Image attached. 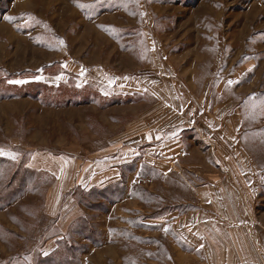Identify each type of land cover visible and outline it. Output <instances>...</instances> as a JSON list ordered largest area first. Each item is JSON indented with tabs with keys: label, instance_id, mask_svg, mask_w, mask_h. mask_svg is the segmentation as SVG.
<instances>
[{
	"label": "rangeland",
	"instance_id": "374dc122",
	"mask_svg": "<svg viewBox=\"0 0 264 264\" xmlns=\"http://www.w3.org/2000/svg\"><path fill=\"white\" fill-rule=\"evenodd\" d=\"M139 112H165L140 153L184 127L211 171L249 176L264 221V0H0V264H177L187 159L116 152ZM107 150L114 181L91 185Z\"/></svg>",
	"mask_w": 264,
	"mask_h": 264
},
{
	"label": "crops",
	"instance_id": "0c3cea01",
	"mask_svg": "<svg viewBox=\"0 0 264 264\" xmlns=\"http://www.w3.org/2000/svg\"><path fill=\"white\" fill-rule=\"evenodd\" d=\"M190 111L189 139L195 136V128L199 132V136L196 132L197 137H201L204 124H200L199 129L201 130L196 127L199 117L209 116V114H207L208 112ZM159 113L165 112H139L135 125H131L121 138H115L112 142L114 147L119 146L120 140L124 143L137 142L132 146L125 147L121 144L116 152L118 150L135 151L139 144L137 159L142 161L143 158L145 160L149 158L158 166L164 165L163 158L172 163L174 160L187 159L185 161L189 168L186 172L187 175H180L179 179L187 184L189 203H192L193 209H189V212H185L183 216L177 217L171 222L174 229L184 231L187 247L186 250L177 248L173 260L177 264H264V221H259L255 218L256 216L252 215L250 201L247 198L254 194L240 182V180L245 181L246 179L247 181L249 179L247 174L211 171L209 160L206 158L208 156L204 157L201 148L190 144V140L189 146L186 140L182 141L185 136L184 132L187 131L184 127L173 128L174 131L170 132L171 137H166L171 140L170 143L163 141L158 144L159 142H157V145L154 144L151 147L153 149L149 155H145L143 151L140 153L142 148L139 141L144 139L153 144V141L158 140V135L150 128L154 126V119ZM167 115L165 114V116ZM145 116L150 120H144ZM177 124L176 121L175 125ZM205 126L207 127L208 124ZM147 130L150 132L147 133ZM161 140L159 141L161 142ZM113 145L108 144L106 149ZM105 154L109 155L108 150ZM128 154L129 156L133 155L132 153ZM156 154L158 156L162 154L161 160L156 159ZM184 154H186L185 157ZM133 158L134 156H132ZM237 158L231 157L229 164L236 165ZM96 160H101V158ZM97 161H95V165L103 164ZM105 161L106 168L104 170L91 174V185L108 186L114 181L115 168L110 166L114 163L109 162V156L105 158ZM64 172L65 168H63V173L58 175V182L50 189L45 208L49 217L58 216L61 199L70 190L71 182L66 178Z\"/></svg>",
	"mask_w": 264,
	"mask_h": 264
}]
</instances>
